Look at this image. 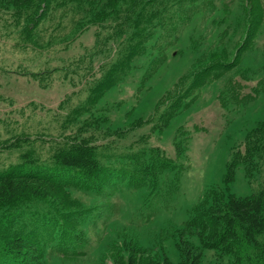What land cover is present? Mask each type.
<instances>
[{"label": "rangeland", "instance_id": "obj_1", "mask_svg": "<svg viewBox=\"0 0 264 264\" xmlns=\"http://www.w3.org/2000/svg\"><path fill=\"white\" fill-rule=\"evenodd\" d=\"M25 3L0 0V173L29 159L70 198L1 210L0 234L41 240L42 264H179L181 237L201 264H238L186 225L264 188V0ZM81 138L100 169L67 176L53 153Z\"/></svg>", "mask_w": 264, "mask_h": 264}, {"label": "trees", "instance_id": "obj_2", "mask_svg": "<svg viewBox=\"0 0 264 264\" xmlns=\"http://www.w3.org/2000/svg\"><path fill=\"white\" fill-rule=\"evenodd\" d=\"M16 1L17 4L21 3L19 5L26 4V0ZM175 113L167 114L164 120L170 121ZM51 160L67 176L75 170L82 171L85 176H92L100 169L97 151L86 138L70 141L64 148L55 150ZM29 161L28 159L20 169L0 173V211L33 199H54L65 205L70 198L69 187L61 174L52 168L32 166ZM237 163L238 159L235 158L229 165L227 182L233 179ZM194 213L199 211L195 210ZM201 216L202 223L189 222L186 227L198 229L197 235L206 247L218 249L225 254H236L238 264L245 257L249 259L248 264L252 263L254 257H250L249 250L258 249V237L264 235V188L251 197L240 198L234 195L226 201H216ZM14 233L5 237L0 234V264L7 263L8 258L18 257L24 264H42L45 251L41 240L28 238L18 228ZM178 249L181 255L179 264H201L202 250L184 237H181ZM128 264L174 263L169 259L163 262L154 259L142 262L132 255Z\"/></svg>", "mask_w": 264, "mask_h": 264}]
</instances>
